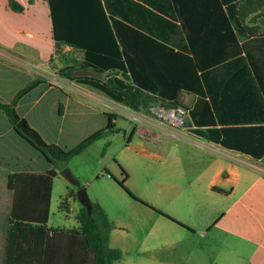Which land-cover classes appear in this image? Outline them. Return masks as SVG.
<instances>
[{
	"label": "crops",
	"instance_id": "1",
	"mask_svg": "<svg viewBox=\"0 0 264 264\" xmlns=\"http://www.w3.org/2000/svg\"><path fill=\"white\" fill-rule=\"evenodd\" d=\"M10 1L20 5L21 10H13ZM135 3L136 0L111 2L116 26L121 33L127 32L128 42H135V35L127 27L152 26L142 9H149L147 3L144 0H139V5ZM178 7L181 22L194 34L197 61L206 66L203 72L201 69L190 73L193 77L205 74L211 89L218 87L224 93L239 90L241 100L237 103L212 100L198 96L195 91H181L178 108L185 113L191 111L194 120L189 116L185 125L174 127L155 112L171 108L166 103L156 101L148 108L132 110L60 76L58 71L81 63L82 52L55 44L47 0H0V102H10L28 82L41 79L43 82L16 104L20 118L28 120V125L37 132L38 128L29 119L44 109L42 103L47 105L48 112L80 121L85 137L104 128L108 115H113L115 128L119 116L130 117L127 146L134 136L142 137L143 151L151 163L146 168L148 181L162 199L176 205L175 212L164 210L168 217L160 216L180 230L165 235L162 255H153L151 260L158 264H185L188 258L210 264H264V152L256 160L248 154L223 148L214 137L207 138L198 132L206 128L200 126V121L213 120L220 128L222 124L232 123L228 121L234 113L244 118V123L253 126L264 123V0H244V31L236 40L233 35L239 32L231 19H225V5L218 7L215 0H179ZM239 48V53L232 54V50ZM140 54L145 74H152L151 50L145 47ZM236 60L239 63L231 64ZM159 62L155 70L167 74L166 61L160 57ZM184 64L179 63L170 73L187 74ZM74 75L94 73L77 67ZM202 88L206 91L205 86ZM69 122L68 126L59 127V135L73 133L72 119ZM253 132L247 135L248 140H259L261 133ZM42 137L47 143L55 144ZM49 169L51 165L42 154L16 133L0 110V264H3L13 202V191L8 188L9 174H37ZM56 177L52 181L46 225L60 232L50 235V251L56 248L72 251L79 264H92L91 254L75 233L79 230L76 219L79 206L76 205L72 226L64 224L68 214L58 209L59 204L56 213L52 210ZM75 202L78 203L69 199L70 212ZM119 234L113 228L110 230L108 246L119 249L123 256L124 249L117 244ZM165 251L169 254L165 255ZM122 256L114 264L120 263ZM57 258L60 262L65 260Z\"/></svg>",
	"mask_w": 264,
	"mask_h": 264
},
{
	"label": "trees",
	"instance_id": "2",
	"mask_svg": "<svg viewBox=\"0 0 264 264\" xmlns=\"http://www.w3.org/2000/svg\"><path fill=\"white\" fill-rule=\"evenodd\" d=\"M112 1L47 0L52 24V38L55 44H64L82 52L81 63L58 71L60 76L76 84L90 87L113 102L132 110L148 108L156 101L166 103V106L171 108L179 107L178 97L181 91L189 93L195 91L198 92V96H208L212 100L222 99L236 103L241 100L239 90L224 93L225 91H218L220 89L218 87L211 89L205 74L193 77L190 73L201 69L203 72L206 66L197 61L198 55L193 48L195 40L193 32L181 22L179 0H144L149 9L145 7L142 9L146 14L145 18L152 21V26L127 27L135 35V42H128L127 32L121 33L117 28L111 6ZM215 1L218 7L222 4L226 6L227 17L225 16V19H231L233 27L239 32L233 35V40L240 38L241 31H244V0ZM138 2L139 0H136L135 4L139 5ZM9 4L13 10H21V6L15 2L10 1ZM145 47H148L152 53V74H145L143 56H140ZM239 51L240 48L237 51L232 50V54L236 55ZM188 54L192 57H188ZM160 57L166 61V67L169 69L167 74H161L155 70V67L160 64ZM183 59L187 62H183ZM179 63H185L187 74L170 73L173 71L170 69L178 67ZM235 63H239V60L232 61L231 64ZM77 67L90 70L94 75H74ZM198 79L201 80L206 91L202 86L201 89L198 88L201 84L197 82ZM42 82L41 79L28 82L10 102H0V110L4 112L16 133L39 151L51 165V169L44 173H15L8 176V188L13 191V202L3 264H79L74 260L76 255L72 251L65 252L61 248L50 251L51 236L60 232L59 229L46 225L52 181L57 175V170L65 168L72 158L102 137L118 132L111 121L113 115H108V123L104 128L92 133L75 147L67 149L54 143H44L39 133L26 123L28 131L34 133L42 144L41 147H37L15 129V124L19 120H24L17 113L16 104ZM189 116L194 120L193 113L187 112L184 125ZM228 122L232 123H225L217 128L213 120L200 121L202 123L200 126L206 128L198 132L207 138L214 137V140L218 141L223 148L248 154L256 160L259 159L264 152V123L258 126L244 123V118L238 113H234L233 118ZM256 130L261 133L259 135L262 138L248 140L247 135L255 133L253 131ZM121 175L124 178L120 186L133 198L124 187L127 175L123 169H121ZM33 197L34 204L32 203ZM69 199L77 201L74 192L61 199L58 205V209L65 215L70 212ZM91 204L90 215L79 204L76 215L79 230L75 233L82 238L86 249L91 254L92 264H114L121 258L122 253L119 249L108 246L112 224L98 203L91 202ZM161 215L168 217L165 214ZM178 224L185 227L181 223ZM57 257H63L65 260L60 262Z\"/></svg>",
	"mask_w": 264,
	"mask_h": 264
},
{
	"label": "rangeland",
	"instance_id": "3",
	"mask_svg": "<svg viewBox=\"0 0 264 264\" xmlns=\"http://www.w3.org/2000/svg\"><path fill=\"white\" fill-rule=\"evenodd\" d=\"M41 106L44 112L40 114L42 110L38 115L34 114L29 120L38 128L44 143L47 144L42 135L57 145L71 149L86 138L80 121L76 122L74 117L68 115L59 117L55 112H48L44 103ZM69 119L73 122L70 125L73 133L59 135V127L68 126ZM24 120L29 124L28 120ZM130 122V117L119 116L116 120L118 132L97 140L94 145L72 158L66 167L86 188L90 201L98 203L104 209L112 228L121 233L117 244L124 249V254L118 264H158L150 257L162 255L166 234L180 231L160 214L169 216L164 210L175 212L176 205L162 199L156 193V187L148 181L146 168L151 163L143 151L142 137L134 136L131 144L127 146L130 140ZM121 169L127 175L124 187L136 200L120 186L124 178L120 175ZM76 190L75 186L60 176V170H57L53 189V212L56 213L61 198L71 192L75 193ZM75 203L72 205V211L66 216V226H72L74 223L76 205L79 206ZM56 222L61 223L58 219ZM164 254L168 255L169 252L165 251ZM172 259L175 261V257ZM185 264L210 263H199L188 258Z\"/></svg>",
	"mask_w": 264,
	"mask_h": 264
},
{
	"label": "water",
	"instance_id": "4",
	"mask_svg": "<svg viewBox=\"0 0 264 264\" xmlns=\"http://www.w3.org/2000/svg\"><path fill=\"white\" fill-rule=\"evenodd\" d=\"M15 129L18 130L23 137L32 141L37 147L42 146L41 142L38 140L36 135L28 131L25 120H19L15 124ZM60 176H62L70 184H72L77 188L75 192V198L78 201V203L86 209L88 215H90L92 210V204L87 194L86 188L81 185L80 181L73 175V173L68 167H65L62 170H60Z\"/></svg>",
	"mask_w": 264,
	"mask_h": 264
},
{
	"label": "built area",
	"instance_id": "5",
	"mask_svg": "<svg viewBox=\"0 0 264 264\" xmlns=\"http://www.w3.org/2000/svg\"><path fill=\"white\" fill-rule=\"evenodd\" d=\"M156 114L160 118H164L167 124H170L174 127H182L185 122L186 113L184 110L176 107L165 109H157L155 110Z\"/></svg>",
	"mask_w": 264,
	"mask_h": 264
}]
</instances>
